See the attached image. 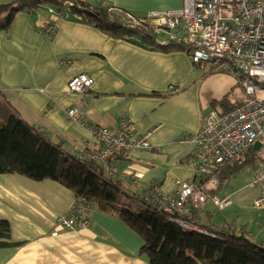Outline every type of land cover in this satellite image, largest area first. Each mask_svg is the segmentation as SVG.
Segmentation results:
<instances>
[{
    "label": "crops",
    "instance_id": "1",
    "mask_svg": "<svg viewBox=\"0 0 264 264\" xmlns=\"http://www.w3.org/2000/svg\"><path fill=\"white\" fill-rule=\"evenodd\" d=\"M14 1L0 0V5ZM84 1L107 3L136 17L183 7V0ZM46 23L54 27L53 34L42 33L40 25ZM212 71L211 65H194L184 52L165 53L114 39L79 18L57 17L47 9L18 14L10 29L0 33V92L24 120L47 129V137L65 151L100 148L87 126L117 129L125 120L137 134L151 133L153 150L128 151L112 161L116 181L131 196L154 184L174 194L178 180L199 181L192 161L195 147L183 140L197 134L212 111H226L214 109L215 101L226 96L232 103L242 100L234 98L238 80L233 74ZM83 73L94 79L92 88L68 93L69 82ZM74 107L83 111L86 126L67 118ZM217 191L209 196L232 200L228 208H235L234 231L228 232L227 224H203L193 211L199 223L214 231L221 227L225 234H244L264 247V204L253 205L260 190L249 185L233 195ZM76 200L55 181L0 175V220L11 227V238H0V264H149L140 254L142 238L96 208L87 213L86 229L57 231L58 218L69 214Z\"/></svg>",
    "mask_w": 264,
    "mask_h": 264
},
{
    "label": "built area",
    "instance_id": "2",
    "mask_svg": "<svg viewBox=\"0 0 264 264\" xmlns=\"http://www.w3.org/2000/svg\"><path fill=\"white\" fill-rule=\"evenodd\" d=\"M47 10L57 17L70 16L68 13L60 15L54 8ZM112 10L124 17L125 26L152 31L156 45L186 47L194 65L202 69L211 65L212 69L233 74L242 85L244 97L238 108L212 111L200 131L183 140L195 147L192 161L199 181L178 180L174 194L164 193L156 184L140 192L145 201L155 205L160 212L176 215L172 221L187 235L196 233L217 239L218 235L203 227L193 211H200L209 199L220 210L232 204L229 196L210 197L209 193L218 188V173L227 165L243 160L256 144L260 145L257 150L259 164L252 172L250 186L260 190L254 207L264 204V0H183L180 9L151 12L146 17ZM40 28L45 35L55 31L47 23L41 24ZM93 85L94 79L83 73L69 82L68 93L84 94ZM66 116L80 126L87 125L84 113L78 107L67 110ZM86 128L101 148L94 152L75 150L82 161H93L105 168L111 177L117 175L112 163L116 154L153 150L149 141L151 133L139 135L133 124L125 120L120 121L117 129ZM89 210L84 199L78 198L71 212L58 218L56 230L86 229Z\"/></svg>",
    "mask_w": 264,
    "mask_h": 264
},
{
    "label": "trees",
    "instance_id": "3",
    "mask_svg": "<svg viewBox=\"0 0 264 264\" xmlns=\"http://www.w3.org/2000/svg\"><path fill=\"white\" fill-rule=\"evenodd\" d=\"M47 8L56 9L60 15L68 13L79 18L114 39L140 43L160 52L189 55V49L183 46L156 45L150 30L125 26L124 17L113 11L110 5L84 0H16L0 5V33L10 29L18 14L37 13ZM239 106L240 102H230V96L213 103L214 109L224 108L226 111ZM44 129L24 120L0 92V175H19L36 182H58L77 199H84L90 209L96 208L101 213L119 218L142 238L140 254L148 257L149 264H264V247L244 234H221L210 228L218 235L217 239L196 233L187 235L172 221L176 215L160 212L140 193L128 195L121 181H116L105 168L93 161H82L75 148L85 152L95 150L73 146L71 153L67 152L47 137L48 132ZM258 164L257 150L252 149L243 160L227 165L217 175L218 191L215 193L223 190L226 181L246 167L255 168ZM0 238H11L10 224L4 220H0Z\"/></svg>",
    "mask_w": 264,
    "mask_h": 264
},
{
    "label": "rangeland",
    "instance_id": "4",
    "mask_svg": "<svg viewBox=\"0 0 264 264\" xmlns=\"http://www.w3.org/2000/svg\"><path fill=\"white\" fill-rule=\"evenodd\" d=\"M203 72V71H201ZM203 73H206L205 71ZM244 97L243 88L240 86L238 87L237 91L234 94V98L241 100ZM255 168L252 166L246 167L243 171H241L236 177L231 179L230 181H226L225 187L223 188L222 192H227L228 194H234L242 189H247L250 185V180L252 181V172ZM129 193H132L131 190L128 191ZM198 217L201 220L203 224H207L208 222H214L218 225L221 224V226H225L228 228V232L234 231V218H235V208L231 207L225 210H220L217 208L213 202L210 200L208 202L206 208L203 210L197 211ZM214 217V221H213ZM224 218H227L230 223H226ZM224 231L223 228L217 227L215 228V232L222 233Z\"/></svg>",
    "mask_w": 264,
    "mask_h": 264
},
{
    "label": "water",
    "instance_id": "5",
    "mask_svg": "<svg viewBox=\"0 0 264 264\" xmlns=\"http://www.w3.org/2000/svg\"><path fill=\"white\" fill-rule=\"evenodd\" d=\"M254 148H255V150H258L260 148V145L256 144Z\"/></svg>",
    "mask_w": 264,
    "mask_h": 264
},
{
    "label": "clouds",
    "instance_id": "6",
    "mask_svg": "<svg viewBox=\"0 0 264 264\" xmlns=\"http://www.w3.org/2000/svg\"><path fill=\"white\" fill-rule=\"evenodd\" d=\"M213 71H223V70L213 69ZM238 83H239V82H238ZM241 87H242V85H241ZM203 227H205V226H203Z\"/></svg>",
    "mask_w": 264,
    "mask_h": 264
}]
</instances>
